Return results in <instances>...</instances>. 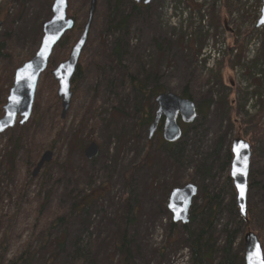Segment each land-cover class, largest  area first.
Wrapping results in <instances>:
<instances>
[{"label":"rangeland","instance_id":"1","mask_svg":"<svg viewBox=\"0 0 264 264\" xmlns=\"http://www.w3.org/2000/svg\"><path fill=\"white\" fill-rule=\"evenodd\" d=\"M262 1L155 0L148 9L135 11L132 0H98L80 58L73 107L62 124L47 123L54 131L44 136L48 144L39 154L40 160L46 150L53 152L46 179L57 183L54 206L69 205L93 188L107 189L77 224L68 226L70 236L63 257L71 255L78 242L88 251L87 264H119L118 255L112 252L111 235L123 199L129 195L131 215L137 214L127 229L136 264H190L187 257L193 240L182 223L173 222L168 210L171 190L188 183L198 186L191 211L199 210L205 191L223 197V208L205 234L206 243L211 234L209 245L216 250L209 264H245L244 238L248 232L260 237L264 249V26L256 27ZM53 2L0 0V99L6 100L16 68L38 51L43 25L52 17ZM90 2L69 0L68 15L79 21L80 29H74L71 37L68 32L67 42L62 40L55 47L53 69L68 59L87 22ZM50 72L42 74L36 93L35 100L39 90L43 91L42 110L51 91L57 96L58 84L54 85ZM129 72L144 91L156 87L180 96L187 90L202 110L194 123L183 124L185 135L176 147L169 148L161 129L149 139V125H139L142 111L137 106L154 113L157 105L151 96L146 99L130 89ZM50 113H55L54 106ZM3 114L1 107L0 117ZM33 119L34 110L29 122ZM7 134L0 135V149ZM237 139L252 147L249 220L245 223L239 211L236 215L231 211L237 207L236 192L233 183L226 184L231 165L226 163V154ZM90 143L100 148L94 159L75 147L86 148ZM49 144L53 149H48ZM25 173L21 169L9 174L0 163V212L13 211L24 179L29 181ZM39 175L23 190L26 201L38 190ZM205 216L185 226L198 232L207 226ZM32 220L30 213L21 220L20 237L9 247L7 259L31 236ZM225 227L238 229L228 259L222 252L227 242ZM56 236L57 231L53 239ZM48 257L46 253L35 256L33 264H45ZM63 257L57 264H68Z\"/></svg>","mask_w":264,"mask_h":264},{"label":"trees","instance_id":"2","mask_svg":"<svg viewBox=\"0 0 264 264\" xmlns=\"http://www.w3.org/2000/svg\"><path fill=\"white\" fill-rule=\"evenodd\" d=\"M148 7L149 6L132 2V9L135 11H139L141 8L148 9ZM117 11L118 9H116L112 15L114 16ZM75 20L76 25L74 29H80L79 21H77V19ZM126 21L127 18L124 19L120 25L124 27ZM74 29L69 32L72 33L70 34V37L74 34ZM69 33L64 36L62 39L63 41L61 40L62 43L67 42ZM115 50L118 59H120L121 55L119 48L116 47ZM53 66L54 62L50 59L48 69H52ZM80 69L81 66L79 64V68L72 79V90H74V95L76 89L75 84L79 79L78 75ZM127 78L130 83V89L137 93H142V96L146 99L150 96L151 98L155 99V97L160 92H163L162 90H158L156 87L150 91H144L141 83L130 72L128 73ZM53 83L56 85L55 81ZM38 95L39 97H37L35 100L33 108V121L29 122L25 126H18V128H15V130L8 131V138L5 146L0 149V163L2 168L7 173L10 174L19 172L21 169L26 170L25 175L29 181L24 179V182L26 183H24L23 190L30 188L33 184L32 182L34 181V178L32 176L31 170L39 161L40 152L48 144H46L44 136L54 131L50 130L54 128L50 127L49 125L47 126V123L50 121L51 124L55 126L64 122L61 119V114H59L61 105L57 96L51 91V94L48 97L47 106L44 108V110H42L41 99L44 96L42 89L39 90ZM180 96L191 98L187 90H185ZM5 102L6 100L0 99V109L5 104ZM52 106L55 107L54 114L50 113ZM137 109L142 111V118L139 122V125H149L152 121L153 113L148 110L147 107L143 108L142 106L138 105ZM202 113V110L198 108L199 116H201ZM50 114L51 117L47 118ZM183 129L185 132L186 129ZM49 145L50 146L48 149H53L54 146L51 144ZM176 146V143L169 144V148ZM221 146V144L218 145V150L221 148ZM75 147L81 149L82 151L85 150L84 146H80L78 144H76ZM176 151L177 149H175V152ZM231 157V150L229 148L226 154V163L228 165L231 162ZM55 163L57 164L56 160L53 165H55ZM45 169L39 175L40 177L37 184L38 190H36L32 200L26 201L25 197L27 194L23 192V190H19V193L16 196L17 198L13 207V211L10 213L0 212V264H33V259H35V256H44L45 253L49 256L45 264H57V262L63 257L62 255L66 249V244L70 236V228H68V226L72 227L77 224V219H79V217L86 212V210L94 201L102 197L103 193H105L107 190L106 186L93 188L87 194H84L83 196L76 199H72L71 204L69 205L58 204V206H54L57 183L54 182L50 184L49 179H46V172L49 169L48 164L46 165ZM134 171L135 169L131 170L130 173H134ZM209 173L210 171L208 170L206 175ZM226 180L227 185L232 184L230 176H228ZM251 187L252 184L250 183V188ZM206 192L207 191H205L203 194V204L200 206L199 210L196 211L195 209L191 211L189 223H193L197 218H200L199 216L206 214L204 220H208L207 226L198 232H193L189 229V227L184 225V229L188 230L190 239L193 240L189 257L190 264H209L216 252L215 246L209 245L211 234L209 235L208 243L205 242V234L208 233L209 227L213 224V221L223 208V197L220 195L206 194ZM123 200V207L115 220L116 230L111 235V244L113 248L112 252L115 255H118L119 264H136L135 256L128 241L127 229L132 222L137 220V214L135 212V214L132 213L131 215V203L129 195H126ZM234 208H236V210ZM234 208H231V211L236 215L238 207L234 205ZM29 213L33 217L30 225L31 236L19 246L12 258L7 259L6 256L9 247H11L12 242H15L18 239V229L20 227L21 220H23L24 217ZM240 220L245 223L243 218ZM55 231H57V236L53 239V234ZM224 231L227 234V242L222 252L224 253V257L228 259L231 257L233 244L235 243L238 234V229L230 230L225 227ZM73 250L74 251L71 255L68 257H63L66 261H68V264H87V258L85 254L88 251L78 246V242L74 244Z\"/></svg>","mask_w":264,"mask_h":264},{"label":"water","instance_id":"3","mask_svg":"<svg viewBox=\"0 0 264 264\" xmlns=\"http://www.w3.org/2000/svg\"><path fill=\"white\" fill-rule=\"evenodd\" d=\"M137 4L148 6L155 0H133ZM98 0H91L88 19L83 27L77 41L71 48L67 60L60 62L51 70V75L58 84L57 97L61 102V119H64L71 109L74 92L72 90V79L75 76L81 54L88 42L91 26L95 18ZM69 0H54L52 4V17L43 25V36L40 47L36 54L14 72V82L9 90L5 104L2 106L4 114L0 117V135L19 126H25L33 113L36 93L42 74L47 70L55 47L63 37L74 29L76 21L68 15ZM264 26V0L260 17L256 27ZM2 22L0 21V28ZM15 98V99H13ZM157 105L153 119L149 125V139H152L157 131L161 129L162 137L166 144H174L183 137L182 124L190 125L198 118V109L195 102L190 98L181 97L172 92H161L155 97ZM247 145L246 148L237 147ZM100 151L96 143H90L85 149V156L94 159ZM230 178L236 192V204L239 214L244 220L249 217V190L251 174V144L244 139L234 140L231 145ZM53 159V152L46 150L32 171V176L37 177L46 164ZM246 169L243 173L239 170ZM235 173V174H234ZM241 187L244 189L241 196ZM198 193L195 183H188L181 187H175L170 192L168 210L173 216L174 223L186 225L190 222L191 208ZM245 264H250L249 257L257 249L264 255V249L259 236L255 232H248L244 238Z\"/></svg>","mask_w":264,"mask_h":264},{"label":"snow or ice","instance_id":"4","mask_svg":"<svg viewBox=\"0 0 264 264\" xmlns=\"http://www.w3.org/2000/svg\"><path fill=\"white\" fill-rule=\"evenodd\" d=\"M246 147L247 145H240L237 147V151H239L240 148H246ZM246 166H247V161L245 160L244 168L240 169L239 171L243 173L244 170L246 169ZM240 191H241V196L243 197L244 189L241 187ZM249 262L250 264H264V255H262L259 249H257V251L252 256L249 257Z\"/></svg>","mask_w":264,"mask_h":264},{"label":"flooded vegetation","instance_id":"5","mask_svg":"<svg viewBox=\"0 0 264 264\" xmlns=\"http://www.w3.org/2000/svg\"><path fill=\"white\" fill-rule=\"evenodd\" d=\"M140 4H142V3H140Z\"/></svg>","mask_w":264,"mask_h":264}]
</instances>
